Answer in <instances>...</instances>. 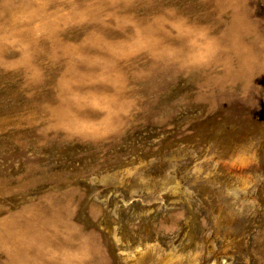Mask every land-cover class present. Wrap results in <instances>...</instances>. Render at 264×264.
<instances>
[{
    "label": "rangeland",
    "instance_id": "374dc122",
    "mask_svg": "<svg viewBox=\"0 0 264 264\" xmlns=\"http://www.w3.org/2000/svg\"><path fill=\"white\" fill-rule=\"evenodd\" d=\"M0 264H264V0H0Z\"/></svg>",
    "mask_w": 264,
    "mask_h": 264
}]
</instances>
